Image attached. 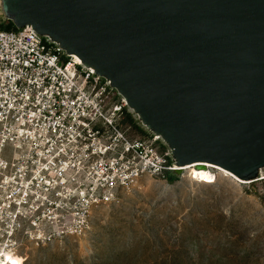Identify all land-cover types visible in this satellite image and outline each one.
Returning a JSON list of instances; mask_svg holds the SVG:
<instances>
[{
  "label": "water",
  "instance_id": "water-1",
  "mask_svg": "<svg viewBox=\"0 0 264 264\" xmlns=\"http://www.w3.org/2000/svg\"><path fill=\"white\" fill-rule=\"evenodd\" d=\"M0 10L107 78L177 166L259 177L264 0H0Z\"/></svg>",
  "mask_w": 264,
  "mask_h": 264
},
{
  "label": "built area",
  "instance_id": "built-area-1",
  "mask_svg": "<svg viewBox=\"0 0 264 264\" xmlns=\"http://www.w3.org/2000/svg\"><path fill=\"white\" fill-rule=\"evenodd\" d=\"M31 28H0V264L84 234L95 208L180 167L107 78Z\"/></svg>",
  "mask_w": 264,
  "mask_h": 264
},
{
  "label": "rangeland",
  "instance_id": "rangeland-1",
  "mask_svg": "<svg viewBox=\"0 0 264 264\" xmlns=\"http://www.w3.org/2000/svg\"><path fill=\"white\" fill-rule=\"evenodd\" d=\"M6 22L0 10V28ZM211 171L209 181L189 177L187 170L172 181L142 177L116 202L95 208L91 228L84 234L43 246L26 243L20 248L23 258L17 255L11 260L13 264H236L232 257L219 259L222 252L216 256L204 250L178 253L172 259L165 233L184 228L201 233L207 247L233 237L238 244L227 248L228 256L240 255L246 248L249 252L237 264H264V180H259L264 168L263 175L247 183Z\"/></svg>",
  "mask_w": 264,
  "mask_h": 264
},
{
  "label": "trees",
  "instance_id": "trees-1",
  "mask_svg": "<svg viewBox=\"0 0 264 264\" xmlns=\"http://www.w3.org/2000/svg\"><path fill=\"white\" fill-rule=\"evenodd\" d=\"M6 30L13 29L12 23L7 20L6 24L3 26ZM167 180L172 181L175 178H177L176 173H168ZM204 180V179H202ZM259 180H264V178H261ZM207 181V180H204ZM166 238L169 239L170 244L172 245V249L170 252V255L172 259L177 257L178 253H189L190 251H208L212 253L213 255H216L219 252H222L224 255H221V257L217 256L219 259L223 257V259H228L230 257L234 258V261L237 263L245 261V259L249 256L248 248L244 249L240 255H235L233 253H229L230 256L227 255V248L231 246H237V242L233 239V237H227L226 240L223 243H218L211 246H206L207 244L204 242V239L202 238L203 235L201 233H198L196 231H189L182 228L181 230H176L170 228L168 232L165 233ZM219 239V238H218ZM242 247V245H241ZM240 247V249H241ZM99 262V261H98ZM90 263V264H99V263Z\"/></svg>",
  "mask_w": 264,
  "mask_h": 264
},
{
  "label": "bare ground",
  "instance_id": "bare-ground-1",
  "mask_svg": "<svg viewBox=\"0 0 264 264\" xmlns=\"http://www.w3.org/2000/svg\"><path fill=\"white\" fill-rule=\"evenodd\" d=\"M74 59H76L77 62H81L80 59H78L77 56H75ZM196 165H198V166H196ZM177 169H179L180 171L187 170V172L189 173V177H193V178L195 177L197 179H204V180H207V181L211 180L213 178V176H214V173L211 170H216L218 172L224 173L225 175H228L229 177H232L233 179H235L237 181H241L243 183H247L248 182V180L237 179L236 177H234L233 175L228 173L226 170L220 169V168H218L216 166H213V165H210L208 163H203V164H195L194 163V164H190V165L180 166ZM260 175H263L261 170H260L259 176ZM251 181H253V180H250V182ZM6 256L8 258L9 255L6 254Z\"/></svg>",
  "mask_w": 264,
  "mask_h": 264
}]
</instances>
